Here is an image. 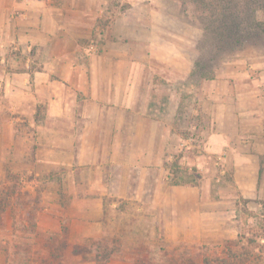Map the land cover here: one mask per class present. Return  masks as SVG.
<instances>
[{
  "label": "clouds",
  "instance_id": "1",
  "mask_svg": "<svg viewBox=\"0 0 264 264\" xmlns=\"http://www.w3.org/2000/svg\"><path fill=\"white\" fill-rule=\"evenodd\" d=\"M0 264H264V0H0Z\"/></svg>",
  "mask_w": 264,
  "mask_h": 264
}]
</instances>
